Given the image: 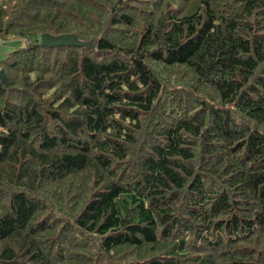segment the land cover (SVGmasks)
I'll return each instance as SVG.
<instances>
[{
	"label": "trees",
	"instance_id": "1",
	"mask_svg": "<svg viewBox=\"0 0 264 264\" xmlns=\"http://www.w3.org/2000/svg\"><path fill=\"white\" fill-rule=\"evenodd\" d=\"M8 35L0 264H264V0H0Z\"/></svg>",
	"mask_w": 264,
	"mask_h": 264
},
{
	"label": "water",
	"instance_id": "2",
	"mask_svg": "<svg viewBox=\"0 0 264 264\" xmlns=\"http://www.w3.org/2000/svg\"><path fill=\"white\" fill-rule=\"evenodd\" d=\"M39 41L42 45H46V46L60 45V44L91 46V42L89 40L79 39L74 33L51 34L48 32H41L39 34ZM0 79L2 81H5L4 73L1 69H0Z\"/></svg>",
	"mask_w": 264,
	"mask_h": 264
},
{
	"label": "rangeland",
	"instance_id": "3",
	"mask_svg": "<svg viewBox=\"0 0 264 264\" xmlns=\"http://www.w3.org/2000/svg\"><path fill=\"white\" fill-rule=\"evenodd\" d=\"M21 44V40L16 36L8 35L4 38L0 37V58H2L7 51L17 47Z\"/></svg>",
	"mask_w": 264,
	"mask_h": 264
},
{
	"label": "bare ground",
	"instance_id": "4",
	"mask_svg": "<svg viewBox=\"0 0 264 264\" xmlns=\"http://www.w3.org/2000/svg\"><path fill=\"white\" fill-rule=\"evenodd\" d=\"M70 46V45H69Z\"/></svg>",
	"mask_w": 264,
	"mask_h": 264
}]
</instances>
